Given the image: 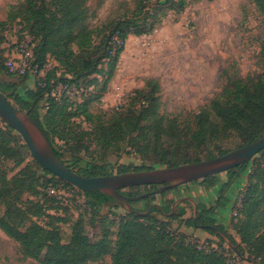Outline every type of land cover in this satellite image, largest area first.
Returning <instances> with one entry per match:
<instances>
[{
	"label": "trees",
	"instance_id": "obj_1",
	"mask_svg": "<svg viewBox=\"0 0 264 264\" xmlns=\"http://www.w3.org/2000/svg\"><path fill=\"white\" fill-rule=\"evenodd\" d=\"M84 2L25 0L19 12H23L24 30L34 43L33 64L43 71L44 76L34 88L27 87L29 77L20 78V85L0 82V94L10 104L12 101L14 108L29 114L46 136L56 157L70 171L87 178L111 176L107 166L93 157L98 149L103 155L111 151L118 156L133 151L142 159L170 168L202 161L199 156L188 158L184 154L178 155V151H184L187 145L202 149L205 160H209L214 155L218 157L229 153L226 146L231 138L235 139L234 148L239 149L264 136V69L254 77L229 79L220 94L194 114L192 124L186 127H182L177 119L158 113L156 93L159 88L152 81L146 82L149 91L140 90L131 98L133 101L140 100L143 104L140 109L129 107L127 110L93 115L88 111L87 101L77 103L65 95L59 100L53 98L52 92L58 85L78 90L75 85L94 76H104L102 89L105 90L114 76L127 38L152 33L161 25L167 11L181 12L186 6V0H149L146 5L140 0L129 18L109 23L106 30L100 32L103 34L100 45L94 46L93 36L98 29L90 28L87 24L89 10ZM252 2L264 16V0ZM4 25L0 22V47L5 41L1 35ZM72 47L79 51L78 55L72 51ZM95 50L98 51L93 60L92 52ZM261 58L264 62V46ZM5 60V49L0 48V75L13 78L4 66ZM63 68L68 74L59 76L58 72L65 73ZM69 74L71 79L66 77ZM93 84H98L96 78L89 80V85ZM41 109L45 111L43 116ZM80 118L83 119L81 123L91 126L90 130L75 122ZM0 125V156L3 160H10L15 157V151L9 145L14 142L12 136L16 132L1 120ZM18 139V148L24 155L31 156L22 139ZM86 144L95 147L88 157L86 155L90 148ZM259 155L262 161L256 162L251 171L235 210L237 223L233 230L239 242L217 223L216 209L225 206L221 204L222 197L240 180L247 164L226 172L227 181L219 191L215 206H195V217L185 222L186 227L198 228L217 237L238 260L245 259V254L249 255L252 260L248 257L246 261L253 264H264V150ZM33 162L32 167L28 165L10 179L0 173V230L18 244L24 259H32L40 264H98L109 256L110 264H230L222 250L199 249L187 243L184 236L171 232L168 221H177L185 214V209L177 205L174 208L178 210L177 213L172 212L173 200L165 201L145 215L126 213L118 221L114 243L109 230L92 242L79 231L77 225L72 229L69 240L63 242L57 225L42 226L32 220L45 214L46 204L56 210L68 206L58 194L59 190L80 193L88 210L95 213L115 201L101 193H85L75 189ZM149 170L153 169L135 168L131 171L129 167L121 166L118 174ZM38 180L43 181L42 190L33 194L39 195L42 203L39 206L30 201L23 203L21 196L32 191ZM197 183L205 190L218 185L216 176ZM158 188L132 187L125 189L128 192L123 190L121 193L135 198ZM51 190L55 193L50 194ZM168 192L159 197L164 199ZM155 199L156 195H149L143 200L130 202V205L143 202L146 209L140 213H146L153 206L148 203ZM158 217L168 221L162 222Z\"/></svg>",
	"mask_w": 264,
	"mask_h": 264
},
{
	"label": "rangeland",
	"instance_id": "obj_2",
	"mask_svg": "<svg viewBox=\"0 0 264 264\" xmlns=\"http://www.w3.org/2000/svg\"><path fill=\"white\" fill-rule=\"evenodd\" d=\"M139 1L85 0L84 6L89 10L87 24L90 28L98 29L93 36V45H100L103 35L100 32H104L109 23L117 19L129 18L136 10ZM141 1L145 5L149 2V0ZM24 2L25 0H0V22L5 24L1 32L5 41L0 48L5 49V56L10 55L15 45L21 42L25 35H28V32L24 30L23 12H19ZM149 3L152 4L154 1ZM263 46L264 16L252 0H186L183 11H167L161 25L152 33L143 36L130 35L127 38L114 76L105 90L102 89L104 76H94L80 81L78 85H75L78 90L71 89L70 95H73L72 98L77 103L87 101L88 111L93 115L127 110L129 107L140 109L143 105L140 100L133 101L131 98L135 92L140 90L149 91L150 87L146 85V82L152 81L157 83L159 88L156 93L158 113L171 119L175 118L182 127H186L192 124L194 114L207 107L220 94L229 79H245L262 73L264 69V62L261 58ZM72 51L76 55L79 53L75 47H72ZM97 51L92 52L93 60L96 58L94 54ZM63 69L65 73L58 72L59 76L68 74L66 68ZM63 69L59 71L64 72ZM70 75L66 77L71 79ZM92 78H96L98 84L89 85V80ZM19 80L20 78L0 75V82L6 81L20 85ZM37 81H39L38 78H32L27 83V87L34 88ZM20 93L22 94L21 89ZM11 104L15 105L12 101ZM44 113L45 111L41 109V116ZM82 121V118L75 119V122L80 123L82 128L90 130L91 126L81 123ZM18 136L17 133L14 134L12 136L14 142L9 145L14 149L15 157L3 160L0 156V173L5 174L7 179L18 174L28 165L30 167L34 165V159L24 155L23 151L18 148L17 142L20 143L18 139L20 136ZM4 138L7 139V136L4 135ZM234 140L231 138L226 146L227 152L236 149ZM86 146L90 148L86 155L88 157L95 147L90 144ZM201 150L187 145L184 151H178V155L184 154L183 156L188 158L199 156L202 161H205L206 155ZM93 157L98 162L104 163L112 175L118 174L121 166L129 167L131 171L135 168H165L151 160L140 158L133 151L118 156L111 151L103 155L98 149ZM215 157L217 156L214 155ZM260 160L262 161V158L259 154L253 157L247 163L246 171L241 174L240 180L234 184L235 187L231 194L229 193V199L226 200L225 195L221 199V204L229 205L230 203L231 205H229L230 210L227 215L228 222L224 224L223 219L219 217L217 223L224 226L227 234L237 242H239V237L233 230L237 223L235 210L240 194L246 188L249 175L256 162ZM216 178L218 185L210 190H205L196 182L195 185L180 186L168 192L164 199L158 195L155 201L149 202L148 205L161 206L165 201L184 198L176 204L177 207L185 209V214L180 219L170 222L165 220L166 218L163 219L164 217H158L160 221L170 223L171 232L184 236L187 243L194 244L199 249L222 250L226 258H229L230 264H253L246 261L249 257L247 254H245V259L238 260L229 247L221 244L217 237L201 229L185 226L186 220L195 217L197 213L195 206L201 205L202 200L206 207L217 204L219 191L227 181L226 172L216 175ZM42 182L38 180L32 191L21 196L23 203L30 201L37 206L42 203L40 196L33 194V192H41ZM58 194L68 206L56 210L52 209L50 204H46L45 214L37 218L33 217V221L42 226L57 225L60 228L63 242L69 240L72 229L76 225L79 231L92 242L97 241L105 230L110 231V239L112 243L115 242L118 221L128 213L125 210L126 207L113 202L102 208L99 213H95L88 210L85 199L80 193L59 190ZM176 205L172 206L173 213L178 211L174 209ZM132 206L139 212L146 209V204L143 202ZM249 258L252 260L251 257ZM0 264L40 263L32 259H24L18 244L0 230ZM98 264H110L109 256Z\"/></svg>",
	"mask_w": 264,
	"mask_h": 264
},
{
	"label": "water",
	"instance_id": "obj_3",
	"mask_svg": "<svg viewBox=\"0 0 264 264\" xmlns=\"http://www.w3.org/2000/svg\"><path fill=\"white\" fill-rule=\"evenodd\" d=\"M0 120L10 126L23 140L32 158L41 168L55 178L85 193H101L116 203L126 207L128 213L138 215L148 214L136 212L130 202L140 201L149 195H161L180 186L202 181L206 178L228 172L247 164L251 159L264 150V136L251 144L233 150L225 155L209 160L149 171L129 172L104 177L87 178L70 171L54 154L46 136L39 126L30 118L28 113L14 108L0 94ZM140 186H158L152 193L135 198L124 196L121 191ZM177 202L174 203L175 206Z\"/></svg>",
	"mask_w": 264,
	"mask_h": 264
},
{
	"label": "built area",
	"instance_id": "obj_4",
	"mask_svg": "<svg viewBox=\"0 0 264 264\" xmlns=\"http://www.w3.org/2000/svg\"><path fill=\"white\" fill-rule=\"evenodd\" d=\"M33 48L34 43L32 38L25 35L24 39L15 45L10 55L6 56L4 66L7 72L16 78H42L43 71L38 70V66L33 64ZM70 92L71 89L67 86L58 85L56 90L52 92V97L59 100L62 95H65L71 100L73 99V95L71 96ZM54 193V190L50 191V194Z\"/></svg>",
	"mask_w": 264,
	"mask_h": 264
},
{
	"label": "crops",
	"instance_id": "obj_5",
	"mask_svg": "<svg viewBox=\"0 0 264 264\" xmlns=\"http://www.w3.org/2000/svg\"><path fill=\"white\" fill-rule=\"evenodd\" d=\"M32 80V78L31 77H29L28 78V82L29 81H31ZM225 183V182H224ZM188 185H195V183H192V184H188ZM217 187V186H216ZM233 187H235V185H232L227 191H226V193H225V198H226V200H228L229 199V193L231 194V191H233L234 190V188ZM233 189V190H232ZM230 190V191H229ZM181 199H184V198H176L175 199V202H178L179 200H181ZM202 204L203 205H205V202L202 200ZM229 205H231L230 203H228ZM229 205H225L223 208H218V209H216V219L218 220V218L219 217H221V219H223V223L225 224V223H227L228 222V219H227V215L229 214V210H230V206Z\"/></svg>",
	"mask_w": 264,
	"mask_h": 264
}]
</instances>
